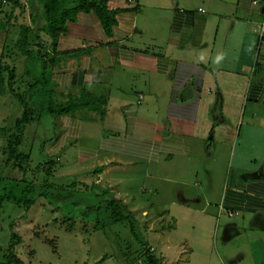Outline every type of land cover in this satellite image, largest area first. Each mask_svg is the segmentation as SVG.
Listing matches in <instances>:
<instances>
[{"label": "crops", "instance_id": "crops-1", "mask_svg": "<svg viewBox=\"0 0 264 264\" xmlns=\"http://www.w3.org/2000/svg\"><path fill=\"white\" fill-rule=\"evenodd\" d=\"M107 4L119 11L111 37L93 13L69 23L55 49L41 35L53 90L66 99L88 91L105 101L101 111L58 118L64 134L55 147L81 136L82 119L94 120L102 132L97 188L112 193L121 179L117 170L129 163L154 185L179 183L182 197L189 185L201 193L202 200L182 199L181 221L172 213L175 205L143 211L153 226L167 228L152 239L162 264H183L188 250L184 264H216L209 250L198 249L212 233L216 243L220 232L225 244L239 240L242 249L247 246L242 259L264 264V0L256 6L251 0ZM215 201L218 218L226 214L235 222L217 219L206 236L205 218L210 227L214 215L208 208ZM183 213L195 222H185ZM168 232L183 239L173 245ZM226 258L237 264L235 255ZM218 261L225 264L220 255Z\"/></svg>", "mask_w": 264, "mask_h": 264}, {"label": "rangeland", "instance_id": "rangeland-1", "mask_svg": "<svg viewBox=\"0 0 264 264\" xmlns=\"http://www.w3.org/2000/svg\"><path fill=\"white\" fill-rule=\"evenodd\" d=\"M26 2L28 4L27 12L31 11L29 8L30 0H25ZM11 7V4L5 5L0 0V22L6 21V16L10 13ZM17 33L18 29L14 26L11 28L12 36L10 38L17 39ZM6 36L7 33L0 32V55ZM8 62L11 64V61ZM15 65L18 74L24 73V61L18 60ZM20 115V107L12 95H0V129L5 126L11 127L14 120ZM97 123L94 120L82 119L81 136H74L75 138L70 139L66 148L61 147L59 149L55 147L56 141L64 134V131L59 125L58 118L45 117L41 122L33 124L28 129L24 150L31 149L32 154L30 168L26 176L27 184L17 185L7 178L0 181V199H4L2 209H0V247L3 249V253L0 255V263L8 248L13 230L22 236L23 242L18 249V254L23 258L25 264H126L125 254L128 247L133 257L138 256L141 245L137 244L132 237L129 225L127 223L114 224L110 219V214L105 210V203L101 204L100 222L85 221L74 216L72 220H69L66 217L68 215L66 211H60L57 206L48 204L43 198L36 200L28 213L24 211L23 206L19 207L16 204V201L23 199V192L28 187L33 184L38 187L46 183L53 184L55 191L65 189L66 192L72 193L74 197L72 200L80 202L79 212L88 205L95 206L100 203L102 198L95 196V194H99L102 189L96 187L97 181H95L94 171L101 157L99 147L102 132L98 130ZM4 141L0 134V169L4 168L6 159V154L3 151ZM120 167L121 169L119 168L117 173L121 179L113 182L117 187L113 189L112 193L110 192V197L128 202L125 205L141 223L142 235L148 242L149 249L162 258L160 245H157L152 239L154 235L158 236L162 230L167 228H161V224L153 226L147 218L148 215L143 211L158 209L160 212L166 210L164 209L166 205H175L172 213H175L180 220L181 213H178V209H180L179 205L182 203V199L202 200L201 193L189 185L190 187H184L186 191L182 197L176 193L177 190L183 188L179 183H170L169 188H164L163 185L166 184L158 181L154 185L151 180L144 177L143 172L131 170L129 163L120 165ZM1 171L2 175H6L5 171ZM221 184L222 181H220V185H217L218 194L213 195L215 200L219 198ZM150 185L154 186L151 187ZM157 191H160L159 195L156 194ZM212 204L213 206L208 208V213L214 215V218L211 219L210 227V222L205 218L206 236L215 230L213 222H216L217 219L222 221V224L229 225L235 222V219L227 217L226 214L218 218L216 208L218 201ZM200 206H204V203L200 202L198 207L200 208ZM192 217L193 215L185 214L183 219L185 218L187 223H193L195 220ZM12 223L16 226L11 227ZM34 232L43 235L41 237L35 236ZM170 235L169 232L166 233V239L169 238L173 245L176 240H181L184 236L181 234L182 237L177 238L170 237ZM221 237L220 232L216 243H214L212 233L207 236V244H201L199 249L198 245H193V249H198L202 253L209 250L210 256L213 257L216 264H220L218 255L224 260L223 263L229 264L226 258L228 254L236 256L237 264H254L251 257L242 259L243 252L246 255L249 253L243 251L247 246H243L242 249L239 240L225 244L221 241ZM46 239L52 243L45 241ZM152 248H155L156 251ZM191 253L188 250L186 257L190 256ZM186 257H181L183 264L184 262L187 263ZM133 264H140V262L136 261Z\"/></svg>", "mask_w": 264, "mask_h": 264}, {"label": "trees", "instance_id": "trees-1", "mask_svg": "<svg viewBox=\"0 0 264 264\" xmlns=\"http://www.w3.org/2000/svg\"><path fill=\"white\" fill-rule=\"evenodd\" d=\"M9 4L12 7L6 21L0 22V32L7 33L0 55V95H12L20 107L21 115L14 120L11 127L0 129L5 140L3 151L6 154L4 168L0 169L6 175L0 173V181L7 178L19 185L26 183L31 164V149L25 151L24 145L26 132L33 124L41 122L45 117L72 116L83 110L101 111V103L105 102L88 91H83L79 97L69 96L66 99L53 90L48 66L50 52L45 48L41 35L49 37L55 49L59 38L68 32L69 23L76 22L79 14L93 13L106 35L111 37L118 24L119 11L110 9L107 0H30L29 13L27 2L14 0ZM14 26L18 29V38L15 40L10 38L11 28ZM18 60L24 61L22 74L17 72L15 62ZM35 185L24 190L23 199L16 201L19 207H24L26 213L36 200L43 198L48 204L57 206L60 211H66L69 220L74 216L85 221L100 222L101 204L105 203V210L110 214L112 222L127 223L132 237L141 245L137 257L132 256L128 247L125 263L133 264L138 261L140 264H162L156 253L149 249L148 242L142 235L141 223L121 200L110 197L109 191L100 190L95 196L102 198V201L95 206L88 205L79 212L80 202L72 200V193L65 189L55 191L53 184L46 183L38 187ZM3 203L4 199L1 198L0 209ZM15 226L14 223L11 224V227ZM34 234L39 237L43 235L36 232ZM45 241L52 243L48 239ZM22 242V236L13 230L0 264H25L18 254ZM2 253L3 249L0 247V255Z\"/></svg>", "mask_w": 264, "mask_h": 264}, {"label": "built area", "instance_id": "built-area-1", "mask_svg": "<svg viewBox=\"0 0 264 264\" xmlns=\"http://www.w3.org/2000/svg\"><path fill=\"white\" fill-rule=\"evenodd\" d=\"M14 0H2V3L3 4H9V3H12ZM22 1H24L25 2V0H22ZM260 1L261 0H251V3H252V5H254V6H256V5H258L259 3H260ZM261 31V35H260V37H262L263 39H264V23L261 25V29H260ZM228 215L230 216V217H232L233 215H234V212H232V211H229L228 212Z\"/></svg>", "mask_w": 264, "mask_h": 264}]
</instances>
